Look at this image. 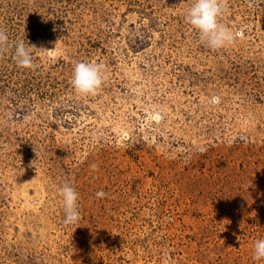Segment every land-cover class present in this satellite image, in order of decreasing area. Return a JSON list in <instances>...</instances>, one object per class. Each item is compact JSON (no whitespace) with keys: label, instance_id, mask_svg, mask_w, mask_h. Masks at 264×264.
I'll return each instance as SVG.
<instances>
[{"label":"rangeland","instance_id":"obj_1","mask_svg":"<svg viewBox=\"0 0 264 264\" xmlns=\"http://www.w3.org/2000/svg\"><path fill=\"white\" fill-rule=\"evenodd\" d=\"M193 3L0 0V264H264V0H224L216 51ZM79 62L103 66L94 95Z\"/></svg>","mask_w":264,"mask_h":264},{"label":"clouds","instance_id":"obj_2","mask_svg":"<svg viewBox=\"0 0 264 264\" xmlns=\"http://www.w3.org/2000/svg\"><path fill=\"white\" fill-rule=\"evenodd\" d=\"M224 0H194L192 6L185 15V23L198 33L200 43L206 45L210 50L222 49L234 42L235 34L219 22L220 16L226 10L222 7ZM8 48V35L0 29V52ZM13 59L20 68L29 69L33 67L32 49L34 45H25L24 40L15 43ZM37 50V49H36ZM43 50V49H40ZM103 66L88 62L77 63L72 72L71 86L81 96L94 95L102 86L105 73ZM218 100V98H216ZM30 166H33L30 165ZM95 167V166H93ZM58 195L64 210V223L72 224L79 220L78 193L65 183L58 189ZM97 197L106 196L104 192H97ZM239 240V237L237 238ZM253 259L264 260V239L255 241L253 246Z\"/></svg>","mask_w":264,"mask_h":264}]
</instances>
